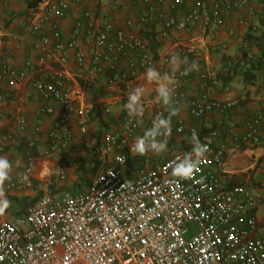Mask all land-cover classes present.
Returning <instances> with one entry per match:
<instances>
[{
  "label": "built area",
  "instance_id": "1",
  "mask_svg": "<svg viewBox=\"0 0 264 264\" xmlns=\"http://www.w3.org/2000/svg\"><path fill=\"white\" fill-rule=\"evenodd\" d=\"M31 3L24 30L12 37L15 50L25 49L21 65L0 51V129L12 115L9 133L24 139L20 175L29 181L6 182V198L32 187L39 156L60 161V181L87 157L96 172L84 189L41 193L22 215L0 222V264H264L258 196L244 185H229L222 172L226 156L262 147L254 169L264 188V113L248 116L241 135L227 131L217 142L222 116L240 100L217 96L229 85L211 60L212 52L225 48L218 42L221 32L234 35L250 26L251 0ZM171 51L198 61L199 70L173 80L180 110L172 117L168 142L196 130L189 118L217 114L208 140L201 142L210 151L189 179L174 177L172 162L192 146L171 152L153 168L147 157L141 168L131 162L135 137L165 110L155 103L154 87L144 100L142 125L126 127L119 94L127 96L148 66L169 71ZM6 92L18 96L15 112L7 108ZM31 105L34 121L26 115ZM96 118L105 124L101 132L89 130ZM6 147L0 141V151Z\"/></svg>",
  "mask_w": 264,
  "mask_h": 264
},
{
  "label": "crops",
  "instance_id": "2",
  "mask_svg": "<svg viewBox=\"0 0 264 264\" xmlns=\"http://www.w3.org/2000/svg\"><path fill=\"white\" fill-rule=\"evenodd\" d=\"M33 0H0V51H3L10 63L14 66H20L25 56V49L18 48L15 50L12 37L22 33L25 26V20L28 15V7L32 5ZM255 12L252 19L249 21L250 26H245L236 34L230 35L229 32H221L218 42L224 43L225 48L211 53V60L217 69L218 73L223 70L226 63L236 62L241 59L243 52H246L257 59L260 56L259 47L256 41L251 40L250 36H258L264 31V0H251ZM233 26V24H232ZM253 73L259 77V82L256 84H244L241 76H236L232 81L228 82L229 91L218 93L220 99L236 98L240 100L239 106L222 116L224 129L221 132L217 142L222 141L226 137V132L231 134L241 135L243 132V124L248 116L257 113H264V56L258 58ZM143 85L146 88L147 99L153 95V89L150 84H147L144 79L135 82L132 86ZM98 92V91H96ZM122 100V105L126 103L127 96L119 93ZM7 108L10 111L18 109V96H11L6 92ZM146 100V98H144ZM36 107L31 105L26 109V115L30 121H34V111ZM15 112V111H14ZM8 114V120L11 119ZM216 113H210L203 119L189 118L188 123L195 128L199 140H208V133L214 126ZM6 121L5 125L0 129V141L4 140L7 147L4 151H0V156H6L13 163L11 173L12 179L17 178L24 166V139L21 137H11V122ZM100 120L97 118L90 124L89 130L97 132L100 130ZM101 127V126H100ZM192 133L185 132L182 135L172 137L168 144L167 150L161 154H152L153 156H163V160L171 152L188 148L191 145L190 138ZM262 141L264 142V123L262 125ZM40 148H36V154ZM263 152L262 147H248L233 155H228L224 158L222 172L226 174L229 185H244L253 190L258 196L257 214L264 223V188L259 184L261 175L257 169H254L256 158ZM149 154V153H148ZM85 162V160H84ZM92 162V161H91ZM81 164V163H80ZM86 164V162H85ZM60 161L52 156H39L34 169L32 178V187L30 189L14 192L7 197L11 201V206L0 214V222L12 221L16 217L23 214L25 207L34 201L41 193H48L53 196H59L63 192L62 184L64 182H72L76 176V170L81 169V165L75 169H69L65 181L57 182L55 173L58 177V168ZM59 180V178H58Z\"/></svg>",
  "mask_w": 264,
  "mask_h": 264
},
{
  "label": "clouds",
  "instance_id": "3",
  "mask_svg": "<svg viewBox=\"0 0 264 264\" xmlns=\"http://www.w3.org/2000/svg\"><path fill=\"white\" fill-rule=\"evenodd\" d=\"M166 63L169 71L161 72L155 66H148L143 73L144 81L155 85V103L163 105L165 111L157 113L152 119L151 126L146 128L142 135L135 137L134 143L130 146L131 153L143 156L149 152L161 154L167 150L168 137L172 131V117L180 110L178 102L174 99L176 88L173 80L177 74L183 76L199 70L198 61H190L187 56H181L175 51L167 53ZM145 92L146 88L143 85H136L128 91L127 101L122 105L128 117L126 127L142 125ZM190 143L191 151L172 162V175L179 179L191 178L204 162L206 153L210 151L206 143L200 142L195 130L192 132ZM119 160L124 163L123 156L119 157ZM12 170L13 163L6 156H0V214L11 206V201L6 198L5 184L12 179ZM18 179L21 182H29L26 173L18 176Z\"/></svg>",
  "mask_w": 264,
  "mask_h": 264
},
{
  "label": "trees",
  "instance_id": "4",
  "mask_svg": "<svg viewBox=\"0 0 264 264\" xmlns=\"http://www.w3.org/2000/svg\"><path fill=\"white\" fill-rule=\"evenodd\" d=\"M251 40H254L257 42L259 51H260V56L256 57L243 52V55L241 59H239L236 62H230L226 63V65L223 67V70L220 71L218 77L223 83H228L232 81L233 78L236 76H241L243 83L244 84H256L259 82V77L253 73V70L255 68V64L258 60V58H262L264 56V31L261 32L258 36H250ZM152 46H155L153 43ZM205 141V139H201L200 142ZM94 154H91L90 157H93ZM136 160L138 164L141 166L142 165V160L145 159V157H142L140 155H136ZM91 164V165H90ZM81 168H84L85 166H90L89 167V172L93 175L96 172V165L94 162H89V165H86L84 161L81 162L80 164ZM63 191V189H61ZM75 193V192H74Z\"/></svg>",
  "mask_w": 264,
  "mask_h": 264
},
{
  "label": "rangeland",
  "instance_id": "5",
  "mask_svg": "<svg viewBox=\"0 0 264 264\" xmlns=\"http://www.w3.org/2000/svg\"><path fill=\"white\" fill-rule=\"evenodd\" d=\"M151 86V88L152 89H154V85H150ZM154 91V90H153ZM144 98H146L147 99V93H145V95H144ZM143 98V99H144ZM101 126V127H100ZM104 126H105V124H103V123H100L99 124V128H100V130H98L99 132H101L102 130H103V128H104ZM132 159H131V162L133 163V164H135L136 166H139L140 168L143 166V165H139L138 164V162H137V160H136V155H138V154H136V153H132ZM141 156V155H140ZM144 157L146 156L147 158H148V166L149 167H151V168H153L154 167V165H155V163L157 162V161H159L161 158H163V156L161 155V156H150V155H147V154H145V155H143ZM142 156V157H143ZM85 162H86V165H89V162H91V159L90 158H86L85 159ZM91 165V164H90ZM89 167L90 166H85L84 168H81V169H77L76 170V173H75V175L74 176H76L75 177V179H73V181L72 182H64L63 184H62V186H63V192L61 193V194H66V193H74V192H77V191H79V190H82V189H84L88 184H89V182L91 181V179L93 178V176H94V174L92 175L89 171ZM55 178L57 179V182H61L60 180H58V177H57V173H55Z\"/></svg>",
  "mask_w": 264,
  "mask_h": 264
}]
</instances>
